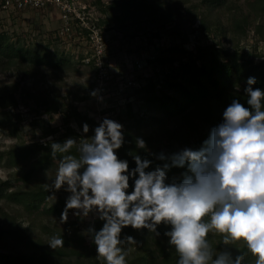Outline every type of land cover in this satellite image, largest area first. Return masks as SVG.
<instances>
[{
	"label": "rangeland",
	"instance_id": "obj_1",
	"mask_svg": "<svg viewBox=\"0 0 264 264\" xmlns=\"http://www.w3.org/2000/svg\"><path fill=\"white\" fill-rule=\"evenodd\" d=\"M120 2L130 4V13L124 16L123 25L117 26L109 24V15L117 16L118 9L108 12L109 5L103 8L97 1L103 13L100 23L109 38L102 60L105 72L101 74L94 68L91 56L90 62L83 60L90 54H85L88 48L64 49L58 44L55 33L59 22L54 11L0 8V33H6L12 48L29 52L28 59L36 54L50 55L52 60L50 64L35 65L30 75L6 66L0 69V95H12L17 100L16 106L0 109L11 116L4 120L7 115L0 114V229L8 231L6 236H0V251L26 253L31 251L30 239L41 237L50 242L53 237H61L68 246H76L73 262L89 264L97 256L88 230L94 228L99 214L83 217L69 210L67 222L61 223V213L71 193L65 190L66 185L59 191H47L62 159L47 162L42 158L43 148L50 142L63 144L74 138L78 144L73 149L78 151L79 140L93 137L94 129L108 118L122 125L123 135H139L148 144V151L156 153V159L162 152L169 155L185 147L193 148L194 144L179 146L175 140L167 139L166 127H161L156 114L148 113L146 104L139 100L145 93L137 91L148 88L149 95L157 96L155 105L161 106L166 76L172 69L151 63L156 57L172 49L176 67L199 45L208 48L209 54L203 60L210 62L211 68H218L216 55L220 49H228L232 60L236 54V62L243 66L264 67V0ZM154 11L170 12L174 19L162 26L160 21L152 20ZM234 17H240L238 24ZM179 55L184 58L178 60ZM93 91L97 93L95 97L91 95ZM75 112L81 123L89 125L87 134L74 120ZM9 123L12 128L4 126ZM148 138L152 141L147 143ZM174 177L180 179L181 174L168 177V182ZM8 192L15 199L7 197ZM53 195L55 198L49 199ZM27 197L33 200L32 206L27 205ZM222 239L219 235L215 241L225 246ZM83 246L87 252L81 249Z\"/></svg>",
	"mask_w": 264,
	"mask_h": 264
},
{
	"label": "clouds",
	"instance_id": "obj_2",
	"mask_svg": "<svg viewBox=\"0 0 264 264\" xmlns=\"http://www.w3.org/2000/svg\"><path fill=\"white\" fill-rule=\"evenodd\" d=\"M256 83L255 77L247 79L249 107L233 99L199 149L162 152L157 159L166 162L153 171H146L150 160L135 155L136 167L129 173L128 161L116 154L124 144L122 125L108 118L93 137L79 140L78 156L70 154L78 144L74 138L51 143L52 159L58 152L65 155L47 191L66 185L71 193L60 222H67L69 210L83 217L97 212L105 223L99 231L88 232L97 257L106 264H126L121 245L138 244L131 236L122 240V229H147L159 237L161 224L170 226L163 235L178 254V264H243L244 255L233 256L230 248L214 252L207 239L210 232L222 236L225 246L242 242L255 264H264V90L254 88ZM88 132L85 123L83 133ZM136 144L146 149L142 138ZM170 168L186 171L168 182ZM130 177L135 179L129 194ZM48 245L63 247L64 240L53 237Z\"/></svg>",
	"mask_w": 264,
	"mask_h": 264
},
{
	"label": "trees",
	"instance_id": "obj_3",
	"mask_svg": "<svg viewBox=\"0 0 264 264\" xmlns=\"http://www.w3.org/2000/svg\"><path fill=\"white\" fill-rule=\"evenodd\" d=\"M113 4L108 6V12L111 9H118L117 16L109 15V24L117 23L116 25H123L124 16L130 13V4L120 2V0H112ZM221 1V0H220ZM111 14V13H110ZM174 15L170 12H153L152 20L160 21L162 26L173 21ZM240 17H234L235 23L238 24ZM196 51L187 53L188 59L174 67L175 59L172 57L173 50L171 49L167 55H161L155 58L151 63L154 65H161L163 67L169 66L172 71L166 76L167 86L163 91V98L161 106H156V95H149V89L139 90L137 93H145L139 97L142 102L146 104L147 112L156 114V120L160 123L161 127L165 128V136L167 139H173L179 146H190L194 144L193 149H199L204 140L210 134V130L222 122V115L225 108L231 103L233 99H238L245 107H249L246 103L247 96L244 89L247 87V79L255 77L257 83L255 87L264 90V67L256 66L250 67L243 66V64L236 62L239 61L236 54L232 57L234 60L229 59V50L220 49L216 55L218 68L214 69L209 67L210 62L204 61L203 56L208 55V48L197 45ZM29 52H22L16 50L8 42L6 33H0V69L3 66L14 68L18 73L22 72L24 75H30L35 65H46L52 62L50 55L38 56L32 55L29 59ZM179 55L177 58H184ZM236 62V63H235ZM242 82V85L239 83ZM154 87L153 85L151 86ZM150 92V91H149ZM17 100L12 95L3 93L0 95V109L5 107H14ZM129 104V103H128ZM129 115L131 114V104L128 105ZM75 111V110H74ZM1 117L7 115L4 120L11 117L8 112L0 110ZM73 114V112H72ZM74 119L77 125L83 129V123L79 120V114L75 112ZM12 128L13 124L4 125ZM71 131L70 128H67ZM15 137L14 134H10ZM139 135H124V144L116 151L120 160H127L129 164V173L135 167L134 156L139 155L142 159L151 161L149 169L146 171H153L157 166H163L166 161L156 159V153L148 151V144L146 149H139L136 144ZM152 141V138L147 139V143ZM51 142L49 145L44 146L45 154L42 156L47 162H52L54 159L51 157ZM12 150V149H11ZM10 151L9 153H11ZM73 155H79L76 149H71ZM65 153H57L56 159L62 157ZM36 166L39 163H35ZM37 169V168H36ZM186 171L180 168H170L167 176L171 177L175 174H182ZM30 173V172H29ZM138 178V175L137 177ZM134 179L129 180V194L134 190ZM0 187V198H1ZM7 197L15 199L11 192H8ZM27 205L33 204L30 197L25 199ZM105 221L97 218L94 224V229L99 231ZM170 226L159 225L157 231L161 233L156 237L154 233L149 232L147 229L134 230L131 227L122 229L121 239L125 237H133L138 244L125 243L121 245L125 249L126 264H178L179 256L175 252L173 246L169 245L168 238L163 235L164 232L170 231ZM8 231L0 229V236H6ZM216 237L219 235L210 232L208 234V241L214 250L219 253L226 248L222 246L221 242H216ZM29 244L31 251L26 253H8L0 251V264H79L73 262V254L76 246L64 243L63 247L55 249L50 248L49 241L37 237L36 240L30 239ZM231 249L233 256L241 253L244 255L243 264H255V258L247 251L246 246L241 242L235 245H228ZM87 252V247L81 248ZM87 255H85L86 257ZM83 264V262H81ZM89 264H106L102 258H97L95 255L94 260H90Z\"/></svg>",
	"mask_w": 264,
	"mask_h": 264
},
{
	"label": "built area",
	"instance_id": "obj_4",
	"mask_svg": "<svg viewBox=\"0 0 264 264\" xmlns=\"http://www.w3.org/2000/svg\"><path fill=\"white\" fill-rule=\"evenodd\" d=\"M97 1L104 8L112 0H0V8L7 11L35 10L44 13L54 11L58 20L55 38L64 49L68 46H85L90 53L85 59L93 60L99 74L104 73L103 57L109 41L100 23L103 13ZM87 55V54H86Z\"/></svg>",
	"mask_w": 264,
	"mask_h": 264
}]
</instances>
